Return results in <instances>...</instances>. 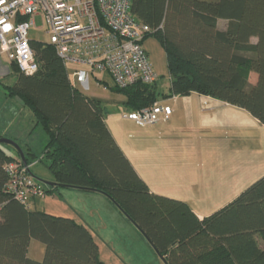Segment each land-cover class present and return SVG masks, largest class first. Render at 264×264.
Instances as JSON below:
<instances>
[{
	"label": "trees",
	"instance_id": "1",
	"mask_svg": "<svg viewBox=\"0 0 264 264\" xmlns=\"http://www.w3.org/2000/svg\"><path fill=\"white\" fill-rule=\"evenodd\" d=\"M131 11L150 27L145 39L165 48L169 93L158 79L136 82L113 87L126 97L114 102L139 110L195 92L244 108L264 124V0H132ZM31 46L38 70L25 74L12 63L16 81L5 91L33 112L47 142L37 152L16 140L26 164L0 142V264H112L86 223L37 208V196L22 202L7 190L15 160L31 175L33 162L47 164L53 185L39 183L45 195L63 186L107 195L166 264H264V176L202 218L186 201L153 192L110 131L103 99L73 84L54 45L31 39ZM33 238L45 245L42 260L28 254Z\"/></svg>",
	"mask_w": 264,
	"mask_h": 264
},
{
	"label": "rangeland",
	"instance_id": "2",
	"mask_svg": "<svg viewBox=\"0 0 264 264\" xmlns=\"http://www.w3.org/2000/svg\"><path fill=\"white\" fill-rule=\"evenodd\" d=\"M219 23L222 28L226 21ZM28 34L35 41H50L41 16H37L36 26ZM144 45L158 75V87L167 94L171 80L165 48L154 37H148ZM5 57L0 56L2 60ZM94 75L101 79V85L97 86L91 75L88 86L78 83L79 89L103 99L110 131L153 190L184 200L196 213L209 215L264 176V124L246 109L198 93L165 96L161 100L174 110L170 119L140 125L124 116L128 110L124 104L114 102L126 97L114 92L112 88L116 85L110 75L106 72ZM256 78L257 74L252 72L250 81ZM15 81L16 75L11 71L0 77V132L13 115L25 118L30 113L28 108L21 110L19 98L9 97L5 92V85ZM41 133L44 132L39 127L30 137L37 152L44 144ZM11 151L18 155L16 149ZM30 169L42 186L47 187L46 181L53 179L45 162L36 160ZM77 191V187H62V193L39 197L37 208L75 220H88L102 258L112 264H166L113 200L107 203L104 196H91L94 194H86L89 196L84 198ZM44 251L45 245L33 238L29 256L42 260Z\"/></svg>",
	"mask_w": 264,
	"mask_h": 264
},
{
	"label": "built area",
	"instance_id": "3",
	"mask_svg": "<svg viewBox=\"0 0 264 264\" xmlns=\"http://www.w3.org/2000/svg\"><path fill=\"white\" fill-rule=\"evenodd\" d=\"M132 0H0V53L25 74L38 70L28 31L37 16L45 22L49 43L67 66L75 85L94 73L106 72L118 87L158 79L143 40L150 27L131 11ZM173 107L155 101L124 116L140 125L166 121ZM7 190L22 202L45 197L43 187L28 172L22 160L10 163Z\"/></svg>",
	"mask_w": 264,
	"mask_h": 264
},
{
	"label": "crops",
	"instance_id": "4",
	"mask_svg": "<svg viewBox=\"0 0 264 264\" xmlns=\"http://www.w3.org/2000/svg\"><path fill=\"white\" fill-rule=\"evenodd\" d=\"M146 41H148V38L144 40L143 42V45L146 43ZM46 43H49V42H46ZM145 47V45H144ZM146 48V47H145ZM147 50V48H146ZM148 52V50H147ZM149 53V52H148ZM1 55H5L6 57L4 58V60H2V58H0V77L1 76H5L9 71H11L12 73V64L10 63L8 57L6 54L4 53H0V56ZM66 69H67V66H66ZM69 76V75H68ZM96 76V75H95ZM70 77V76H69ZM97 77V76H96ZM94 80H96L95 77H93ZM98 78V77H97ZM71 81L73 82V84L75 85L74 81L72 80V78H70ZM89 80V79H88ZM84 87H87L88 86V81L85 82V83H82ZM8 85V84H6ZM5 85V86H6ZM79 84H76V86H78ZM96 85L99 86L101 84H97L96 82ZM6 92V91H5ZM195 93V92H193ZM7 94V93H6ZM8 95V94H7ZM9 96V95H8ZM93 96V95H91ZM174 96H179V95H174ZM10 97V96H9ZM12 97V96H11ZM19 98V97H17ZM20 99V98H19ZM102 99V98H101ZM120 99L118 98L117 101H119ZM122 100V99H121ZM162 101V100H161ZM163 102V101H162ZM20 106H21V110L22 111H26L25 108H28L27 106H25L22 102V100L20 99L18 102H17ZM118 103V102H116ZM22 104V105H21ZM29 109V108H28ZM30 110V109H29ZM17 112V110L15 111ZM173 114V113H172ZM25 118L23 117H20L18 116L17 114L13 115V117L10 118V123L8 126H6L3 130V132H0V134H6L8 136H10L11 138L15 139V140H18L20 141V143H22L23 145H28L29 147H31V149L33 151H36L35 150V147H34V144L31 143L33 142L30 137L31 135H33L36 131H38V128L41 127L40 125H37V119L35 118L33 112L30 110V113H27L26 116H24ZM170 119V117H169ZM24 120H26L27 122L25 123ZM107 121V120H106ZM42 128V127H41ZM43 130V128H42ZM44 132V130H43ZM45 134V135H43ZM29 135V136H28ZM41 140L44 142L43 144V147L45 146L46 142H47V135L46 133H41ZM46 136V137H44ZM43 149V148H42ZM130 159V158H129ZM132 162V161H131ZM134 165V164H133ZM135 166V165H134ZM136 170L139 172V174L145 179V181L148 183L147 179L145 178V176L138 170V168L135 166ZM50 181H53V180H50ZM149 185V184H148ZM62 188V187H61ZM63 188H75V187H69V186H63ZM151 188V187H150ZM77 194H79L78 196L80 197H86V196H89V195H86V194H94V195H91V196H104L106 199H105V202L108 203V201L112 202L111 199H109V197H107L105 194L99 192V191H93V190H87V189H83V188H78L77 187ZM151 190L153 192H156V193H159L155 190H153L151 188ZM59 193H62L61 192V189L58 190ZM80 192V193H79ZM102 197V198H104ZM88 198V197H87ZM34 205L36 206L37 203H38V199H34ZM193 209V208H192ZM194 210V209H193ZM200 218L204 217L205 215H201L199 213H196ZM207 215V214H206ZM80 222H84L86 223L90 228H91V225L90 222L88 220H79ZM92 229V228H91ZM93 230V229H92ZM145 238V237H144ZM100 248V247H99ZM102 257V256H101ZM162 258V257H161ZM163 260V258H162ZM164 261V260H163Z\"/></svg>",
	"mask_w": 264,
	"mask_h": 264
},
{
	"label": "water",
	"instance_id": "5",
	"mask_svg": "<svg viewBox=\"0 0 264 264\" xmlns=\"http://www.w3.org/2000/svg\"><path fill=\"white\" fill-rule=\"evenodd\" d=\"M0 142H5V143H8V144L12 145L13 147H15V149L19 153L21 159L26 164L25 155H24V153L22 151V148H21V146L19 145V143L15 139H12V138H9V137H0ZM46 183L49 184V185H53V182H51V181H46Z\"/></svg>",
	"mask_w": 264,
	"mask_h": 264
},
{
	"label": "clouds",
	"instance_id": "6",
	"mask_svg": "<svg viewBox=\"0 0 264 264\" xmlns=\"http://www.w3.org/2000/svg\"><path fill=\"white\" fill-rule=\"evenodd\" d=\"M78 87V86H77Z\"/></svg>",
	"mask_w": 264,
	"mask_h": 264
}]
</instances>
